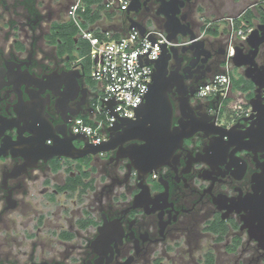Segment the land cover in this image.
<instances>
[{
  "label": "flooded vegetation",
  "instance_id": "af4514ba",
  "mask_svg": "<svg viewBox=\"0 0 264 264\" xmlns=\"http://www.w3.org/2000/svg\"><path fill=\"white\" fill-rule=\"evenodd\" d=\"M164 11L204 41L190 49L189 34L179 35L168 63L173 127L199 129L142 183L121 156L141 140L80 157L21 147L39 125L73 134L74 105L62 99L78 95L89 116L103 92L79 32L50 41L54 24L71 20L62 2L0 0V264H264L235 209L264 181V0H141L127 15L164 29ZM242 22L250 42L233 32ZM232 45L244 64L232 61L229 92L201 96Z\"/></svg>",
  "mask_w": 264,
  "mask_h": 264
},
{
  "label": "water",
  "instance_id": "95a60500",
  "mask_svg": "<svg viewBox=\"0 0 264 264\" xmlns=\"http://www.w3.org/2000/svg\"><path fill=\"white\" fill-rule=\"evenodd\" d=\"M141 5V0H130L127 12H136ZM163 12V11H162ZM167 21L164 26L167 32V40H177L179 35L189 34L192 43L189 48L202 45L203 40L197 39V35L192 29H184L175 24L176 13L165 12ZM129 30L138 29L141 34L146 33L148 27L133 18H129ZM254 32L247 38L250 42ZM155 41L154 37H151ZM161 55L152 58L150 51L139 55V63H153L152 83L135 108V117H125L119 115L118 99L107 103V108L114 115V121L109 128V133L105 141L99 144L90 143L89 137L83 133L71 134L66 129H53L51 127L38 126L37 132L28 131L30 138L26 143L21 144L25 151L37 153L38 158L53 156L80 157L85 154H97L109 152L122 145L127 140L137 139L143 141L141 145H133L122 148L121 156L130 159L132 166L138 171V177L142 183L146 177L166 165L175 157V151L181 146L183 140L189 137L196 129L188 122L180 121V126L173 127L174 107L170 99V91L175 84L168 76V63L173 57L176 46H168L167 42L159 43ZM234 64L241 66L244 62L239 60V49L235 48L233 56ZM78 84L77 76L74 77ZM63 90H68L67 83H60ZM71 89V88H70ZM73 102L74 108L67 110L68 116H80L85 114V103L79 96H71L62 99V105ZM187 103L181 102L184 111ZM64 123H67L66 120ZM118 135L124 138L118 142ZM52 140V144L46 141ZM74 141L83 143L81 148H74ZM43 143L46 144L43 145ZM24 155V153L20 154ZM237 212H243V228H247L250 236L259 241V246L264 249V181L255 186L254 193L241 197L236 203Z\"/></svg>",
  "mask_w": 264,
  "mask_h": 264
},
{
  "label": "built area",
  "instance_id": "2783aa9c",
  "mask_svg": "<svg viewBox=\"0 0 264 264\" xmlns=\"http://www.w3.org/2000/svg\"><path fill=\"white\" fill-rule=\"evenodd\" d=\"M107 7H115L127 11L130 0H105ZM84 0H72L68 9V17L78 27L82 38L91 44L90 58L92 60L91 75L103 92L100 101L95 105V112L90 115V121L77 116L73 122V132L87 135L94 144L106 140L109 128L114 121V115L107 108V103L118 99L119 115L135 117V108L152 83L153 63H139V55L150 51L152 58L161 55L159 43L167 42L168 46L180 45L178 40H167L165 29L148 27L141 34L138 29L119 38H114L111 31L105 36H98L91 28L83 26L80 10H85ZM233 32L242 42L252 32L245 23L233 24ZM155 38V41L151 39ZM198 39V38H197ZM190 42H192L190 40ZM235 54V46H231L227 54V62L223 72L212 76L200 88V95H226L231 88L230 68ZM155 176V174H154Z\"/></svg>",
  "mask_w": 264,
  "mask_h": 264
},
{
  "label": "trees",
  "instance_id": "16d2710c",
  "mask_svg": "<svg viewBox=\"0 0 264 264\" xmlns=\"http://www.w3.org/2000/svg\"><path fill=\"white\" fill-rule=\"evenodd\" d=\"M85 10H80L79 15L84 27L93 28L98 36H105L106 31H111L114 38H119L126 35L129 32V17L127 11L119 10L115 7H107L105 0H84ZM107 19L112 21V27L99 26V21ZM58 30V32L56 31ZM67 31V32H66ZM79 29L72 20L67 22L55 23L53 26V33L50 36L51 43L57 44L58 39L73 41L74 37L78 35ZM87 41V40H86ZM88 44V60H90L91 44ZM92 68V62H91ZM223 72V69H219L218 73ZM86 121H90L87 116H82Z\"/></svg>",
  "mask_w": 264,
  "mask_h": 264
},
{
  "label": "rangeland",
  "instance_id": "374dc122",
  "mask_svg": "<svg viewBox=\"0 0 264 264\" xmlns=\"http://www.w3.org/2000/svg\"><path fill=\"white\" fill-rule=\"evenodd\" d=\"M60 2H62V4L65 6V16L66 18L68 17V9H69V5L71 4L72 0H59ZM113 22L112 21H108L107 19L101 20L99 21V26H106V27H112ZM153 28L156 29H160L157 26H151ZM87 196H82V197H78L77 195L72 197L73 199L77 200L78 203H81L80 199L82 198V200L86 199ZM72 204V203H71Z\"/></svg>",
  "mask_w": 264,
  "mask_h": 264
},
{
  "label": "crops",
  "instance_id": "0c3cea01",
  "mask_svg": "<svg viewBox=\"0 0 264 264\" xmlns=\"http://www.w3.org/2000/svg\"><path fill=\"white\" fill-rule=\"evenodd\" d=\"M93 29V28H92ZM80 116H87V115H80ZM88 118L90 117V115L89 116H87Z\"/></svg>",
  "mask_w": 264,
  "mask_h": 264
}]
</instances>
